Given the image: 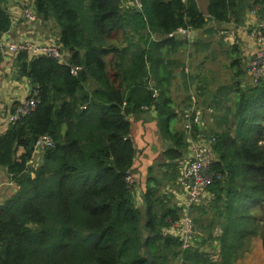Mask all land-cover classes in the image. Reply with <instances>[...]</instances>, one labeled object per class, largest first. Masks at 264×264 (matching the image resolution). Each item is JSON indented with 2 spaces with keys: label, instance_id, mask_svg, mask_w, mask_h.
I'll return each instance as SVG.
<instances>
[{
  "label": "trees",
  "instance_id": "16d2710c",
  "mask_svg": "<svg viewBox=\"0 0 264 264\" xmlns=\"http://www.w3.org/2000/svg\"><path fill=\"white\" fill-rule=\"evenodd\" d=\"M32 1L36 17L58 30L67 58L16 53L17 71L38 90L39 103L0 133V169L18 186L0 202V264H236L255 234L264 247L255 214L259 206L264 220V78L253 84L248 77L242 47L226 53L228 83L216 90L230 91L232 104L221 102L227 121L215 133V179L204 203L193 206L195 237L184 248L181 231H169L185 218L182 207L164 201L152 175L141 199L126 178L136 155L131 118L151 108L172 143L163 155L174 167L188 155L186 117L183 129L172 128L178 114L165 55L182 45L171 33L206 25L198 1L141 0V10L123 0ZM208 1L211 20L243 25L255 6L264 20V0ZM7 2L0 0L1 35L13 25ZM75 65L82 66L77 75ZM43 136L54 145L42 148L34 167ZM202 245L219 248V261Z\"/></svg>",
  "mask_w": 264,
  "mask_h": 264
},
{
  "label": "crops",
  "instance_id": "0c3cea01",
  "mask_svg": "<svg viewBox=\"0 0 264 264\" xmlns=\"http://www.w3.org/2000/svg\"><path fill=\"white\" fill-rule=\"evenodd\" d=\"M197 1L200 10L204 13L207 20L206 25L200 29L181 27L175 33H171L169 37L182 42V45L177 48L174 56H172L174 53L171 55L166 54L165 60L172 64L171 75L168 76L170 79L167 81L169 82L168 93L172 98L174 110L178 114L174 118L172 128L178 130L184 128L186 106L194 101L192 103L196 102L201 118L195 134L200 138V136H215V133L220 128L226 126V112L223 110H225L227 105L232 104L230 100L232 94L230 91L227 90L220 93L216 90L219 85L228 83V69L225 68L227 58L226 60H220L219 55L226 54L230 45L238 44L242 47L244 55L247 56L246 62H248L249 57H251L252 43L248 37L244 25L245 22L243 25L235 26L233 23H221L213 19L211 20L208 10L209 1ZM32 2V0H8L6 6L12 14L13 25L8 32L3 34L4 38L8 41L32 40L43 43H58V30L54 28L52 23L46 24V22H42L36 15L34 20H27L23 17V10ZM123 4L126 7L135 6L134 0H123ZM49 28L56 33L53 34ZM214 35L220 36L221 45L217 48L211 46V37ZM159 39L161 41L163 38ZM2 53L4 54L0 62V133L8 128L11 122L10 116L17 104L31 93L30 80L26 76H20L15 66L14 60L16 54L8 51ZM208 60L210 64H207ZM194 62H197L195 64L196 68L193 67ZM216 62L220 64L219 69L213 66V63ZM246 66L248 65L246 64ZM224 74L227 75L225 80L222 79V75ZM185 77H189L187 82L184 80ZM248 77L250 78L249 72ZM214 79L216 80L214 81ZM179 82L183 83V87L182 94L177 99L174 91L178 90ZM151 83H153L152 80ZM174 84L176 89H174ZM194 85L195 89H192ZM221 102H225L226 107H222ZM232 124L233 119L228 122V125L234 127V131L231 129V133L234 135L235 125ZM131 139L136 149L131 176L137 184L139 198H142L141 192L146 190L148 177L152 175L156 179V185L159 186L161 192L167 197L164 201L175 203L184 210L181 177L186 164L190 160V144L187 151L188 155L178 162L177 167H174L172 161L163 155L164 150L172 143L160 135L155 108H151L149 112L145 111L131 118ZM23 152L24 148L20 147L17 155L19 156ZM37 152L36 162L38 163L41 159L42 150ZM32 161L31 164L33 165ZM177 170L179 171V177L175 180L174 177ZM17 187V184L10 179L7 170L1 168L0 202L14 193ZM208 196L209 194L198 205L203 204ZM255 214L257 223L263 225L264 220L261 218L259 206H256ZM181 220L183 218L179 221ZM179 221L176 222V225H172L169 230L171 234L179 233L180 228L177 225ZM219 231L220 227H217L216 232ZM207 248H209L207 252L210 253L212 260L219 261L220 249ZM253 253L257 255L256 261L252 259ZM236 264H264L263 238L260 233L251 237L250 249L245 252Z\"/></svg>",
  "mask_w": 264,
  "mask_h": 264
},
{
  "label": "built area",
  "instance_id": "2783aa9c",
  "mask_svg": "<svg viewBox=\"0 0 264 264\" xmlns=\"http://www.w3.org/2000/svg\"><path fill=\"white\" fill-rule=\"evenodd\" d=\"M134 5L141 10L142 1L134 0ZM23 17L27 20H34V6H26L23 10ZM244 25L252 43L251 57L248 62L247 70L253 84H257L264 78V20L259 17L258 6L249 10ZM22 50L28 51L31 56L34 54H42L46 57L65 62V52L60 43H43L32 40L8 41L0 34L1 52L8 51L16 54ZM81 70L82 66L79 65L70 67V72L74 75H77ZM37 92V89H33L27 97H24L23 100L17 104L10 116L11 122L17 121L22 116L28 115L36 109L39 103V99L36 97ZM186 113L187 123L185 131L190 144L191 156L181 177L185 218L177 223L181 231L182 246L184 248L190 246L195 237V228L191 216L192 208L194 205L201 203L208 195L209 187L214 182L216 175V173L213 172V166L218 161L215 150L216 137L200 136L199 138L197 137L198 135L195 134L194 125H198L201 119L196 104H190ZM53 145L54 141L51 136H43L36 142L33 156L36 155L35 152L42 150L43 147H51ZM126 180L129 183L133 182L131 175H128ZM172 225H176V223Z\"/></svg>",
  "mask_w": 264,
  "mask_h": 264
},
{
  "label": "rangeland",
  "instance_id": "374dc122",
  "mask_svg": "<svg viewBox=\"0 0 264 264\" xmlns=\"http://www.w3.org/2000/svg\"><path fill=\"white\" fill-rule=\"evenodd\" d=\"M50 29V28H49ZM50 31H51V29H50ZM228 31H230L229 29H228ZM235 31V30H234ZM53 34H55L56 32H53V31H51ZM211 40H212V47L213 48H217L218 46H220L221 44H220V36L218 35H214V36H212L211 37ZM228 42H229V40H228ZM227 44V43H226ZM229 46V45H228ZM225 47V46H224ZM223 47V48H224ZM228 49H229V47H228ZM65 52V55H66V58H67V52L66 51H64ZM243 55H244V52H243ZM245 56V55H244ZM229 57V56H228ZM245 57H247V56H245ZM219 58H220V60H226V54L224 53V54H222V55H219ZM249 60H250V57H249V59H248V62H249ZM246 61H247V58H246ZM248 62H247V65H248ZM197 62H194V64H193V67H195L196 68V64ZM207 64H210V61L208 60L207 61ZM213 66H214V68H216V69H219V67H220V64L218 63V62H216V63H213ZM194 70V69H193ZM229 74H230V72L228 71V78H229ZM226 74H224V75H222V79L223 80H225L226 79ZM175 81H176V79H175ZM178 85H179V88H178V90H176V91H174V94L176 95V97H177V99H178V97H179V95L180 94H182V87H183V83L181 82H179L178 83ZM174 89H176V86H175V84H174ZM192 89H195V85L193 86V88ZM185 104H187V103H185ZM225 105V104H224ZM188 106V105H187ZM38 153H36V155H37ZM36 155L35 156H33V161H32V163H33V166L34 167H37V158H36ZM194 228H195V225H194ZM195 233V232H194ZM250 247H251V244H250ZM250 247H249V249H250ZM202 249H205L206 251H208L209 250V248H207V247H205V246H203L202 245ZM248 249V250H249ZM247 250V251H248ZM246 252V251H245ZM245 252H244V254H245ZM249 253V252H248ZM243 254V255H244ZM252 259L254 260V261H256L257 260V255H256V253H253L252 254ZM238 262V261H237Z\"/></svg>",
  "mask_w": 264,
  "mask_h": 264
}]
</instances>
